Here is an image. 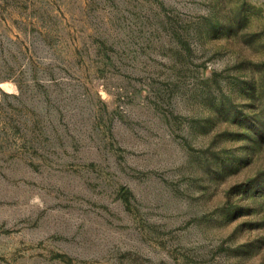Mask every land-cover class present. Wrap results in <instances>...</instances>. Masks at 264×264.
Segmentation results:
<instances>
[{"label":"rangeland","instance_id":"374dc122","mask_svg":"<svg viewBox=\"0 0 264 264\" xmlns=\"http://www.w3.org/2000/svg\"><path fill=\"white\" fill-rule=\"evenodd\" d=\"M0 264H264V0H0Z\"/></svg>","mask_w":264,"mask_h":264}]
</instances>
